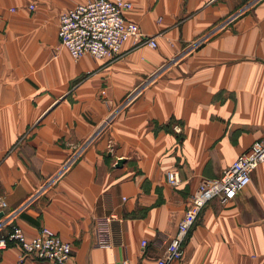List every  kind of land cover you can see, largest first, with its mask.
<instances>
[{"label":"crops","instance_id":"obj_1","mask_svg":"<svg viewBox=\"0 0 264 264\" xmlns=\"http://www.w3.org/2000/svg\"><path fill=\"white\" fill-rule=\"evenodd\" d=\"M86 1L0 0V195L28 238L71 245L68 264H153L200 181L264 138V0H125L157 47L75 62L58 21ZM110 215L123 246L97 248ZM183 252L173 264H264V164L203 208ZM0 264L47 263L9 247Z\"/></svg>","mask_w":264,"mask_h":264},{"label":"built area","instance_id":"obj_2","mask_svg":"<svg viewBox=\"0 0 264 264\" xmlns=\"http://www.w3.org/2000/svg\"><path fill=\"white\" fill-rule=\"evenodd\" d=\"M32 9V8H31ZM132 9V4L125 0H88L65 11L59 17L57 37L60 46L65 49L73 61L84 56L96 60H112L121 53L124 43L133 41L137 45L157 47L155 39L141 33L134 22L125 18V13ZM112 116L105 122H111ZM111 119V120H110ZM175 131L180 132L176 127ZM264 164V138L255 142L246 152L216 179H202L190 198L189 207L177 223L175 234L162 239L164 252L153 264H173L183 258V245L195 225L203 208L212 200L221 205L234 200L251 182L255 170ZM167 183L172 187L181 184L177 170L166 174ZM8 204L0 195V251L9 247L18 248L21 260L26 257L47 264H68L71 259V245L63 241L55 232L41 228L38 233L28 238L24 231L13 224L15 213L8 212ZM118 221L114 215L95 221L94 246L108 248L123 246L119 239L113 241L111 224ZM146 241H141L142 250ZM126 264V263H123Z\"/></svg>","mask_w":264,"mask_h":264},{"label":"water","instance_id":"obj_3","mask_svg":"<svg viewBox=\"0 0 264 264\" xmlns=\"http://www.w3.org/2000/svg\"><path fill=\"white\" fill-rule=\"evenodd\" d=\"M122 163H123V161H118V162H117V166L120 165V164H122ZM1 216H2V214H0V217H1Z\"/></svg>","mask_w":264,"mask_h":264}]
</instances>
